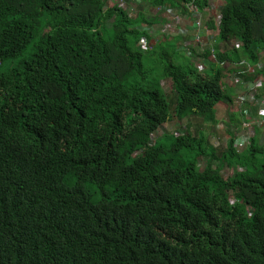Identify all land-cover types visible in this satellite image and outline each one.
I'll return each mask as SVG.
<instances>
[{
	"label": "trees",
	"instance_id": "obj_1",
	"mask_svg": "<svg viewBox=\"0 0 264 264\" xmlns=\"http://www.w3.org/2000/svg\"><path fill=\"white\" fill-rule=\"evenodd\" d=\"M131 1L148 12L0 0V264H264L263 135L238 133L255 105L228 114L221 152L189 128L156 135L170 116L217 125L227 72L263 96L264 0H221L218 26L212 0ZM189 6L219 31L203 69L184 37L146 33Z\"/></svg>",
	"mask_w": 264,
	"mask_h": 264
},
{
	"label": "rangeland",
	"instance_id": "obj_2",
	"mask_svg": "<svg viewBox=\"0 0 264 264\" xmlns=\"http://www.w3.org/2000/svg\"><path fill=\"white\" fill-rule=\"evenodd\" d=\"M220 3H222V1L220 0H212L211 2V6H210V10L211 12L209 13V16L206 15L204 17V20H209L211 18V13L213 14L214 11H216L218 8V6H220ZM120 5L124 6V8H126L129 12L134 9V12L132 13V17H135V12H137L138 10H143L145 12L146 11V7L144 4H137V2L134 1H123V0H105V6L107 8H111L113 5ZM218 11V10H217ZM153 13V12H151ZM164 13V14H163ZM161 14L162 17H164V22L163 23H159V24H153L151 25V27L146 28V33L151 37V44L155 45L157 43L158 40H162V37H173L176 35L179 36H184V40H188V42H186L185 44L183 43L181 46V50L182 53L185 54V56L190 57L192 53H196L198 54V57H194L192 58V62H194L196 64L197 67H201L203 66V58L200 57L199 55H201L203 53V48L201 47H197L194 42L191 43L190 42V38L189 35L191 36V38L194 39V41H197L198 39L203 41L204 38V46L207 44V39L209 37V39L213 42L215 40L216 35L218 34V31L216 32H205L204 30L202 31L201 25L200 26H195L194 23L191 22V20H188L184 14H179L178 16H176L177 19L179 20H174V24H176L173 29H171V24L170 22L173 20L171 19L172 16L170 14H167L166 12H163ZM201 17V16H199ZM202 20V17H201ZM204 22V21H202ZM111 23V20H108L107 22V26H109ZM216 25V23H215ZM142 28V27H140ZM201 29V30H200ZM199 30L200 33L199 34ZM192 31V33H191ZM193 31H197V33L195 34ZM195 35V37H194ZM162 36V37H161ZM153 38V39H152ZM156 40V41H155ZM190 43V45L188 44ZM151 45V46H152ZM195 48V49H193ZM193 50V52H192ZM181 56V55H180ZM226 68H234V66L231 65H227ZM227 71H229L227 69ZM225 71V72H227ZM226 80H225V86L227 89H231L233 91H235V94L229 92V97L231 98V104L228 107L222 106L221 109H219V115L217 117V120H219V123L217 125H212L209 122H205L202 117L200 116H191L189 118H185L184 120H179L178 118H173V116H170V118H168L167 123L163 124L162 126H160V128L158 129V131L156 132V135H160L163 132H173L176 135L182 134L185 129L189 128L190 132L192 133V135L194 136H200V135H207V139L211 142V144H214L216 146V148L219 150V152H221L223 149H225L226 143L229 140V132L227 131L228 129V125L226 124L228 122V114L230 113H237L239 111V107L242 106L240 105L241 102L244 101V96L245 94L248 92L249 86H247V84H244L243 86L240 85H235L234 82V78H235V74L234 73H230L227 72L226 74ZM253 84H255L256 88H263V84H262V79L260 76H257L255 79L252 80V82L250 83V86H252ZM232 86V87H231ZM160 87L163 90V92L165 94L170 93L171 91V82L168 79H163L160 82ZM241 87L243 89H241ZM227 92V91H226ZM234 95V96H231ZM250 100V99H248ZM251 103L253 101H250ZM255 105V108L258 106V104L253 103ZM253 107V106H252ZM228 108V109H226ZM255 108H251L249 110H253ZM249 115H247L245 118H243V121L241 120V117H238V121L241 124L242 123V128L238 133L239 135H243V133L245 135H247L248 133L253 131V127L254 125L256 127H258L261 131H262V137L260 140V145L264 144V127L263 126H259L256 123H252L254 120H256L259 116L256 117V115L252 118L248 117ZM229 130L233 131L234 127L229 124ZM245 127L249 128V129H245ZM251 127V130H250ZM255 128V127H254ZM239 149H241L240 147H238ZM201 166H204V162L201 161ZM235 171H240V169L238 168H229V169H225V171H223V176L225 177V179H227L228 177H230L231 175H233L235 173ZM231 195V193H229Z\"/></svg>",
	"mask_w": 264,
	"mask_h": 264
},
{
	"label": "built area",
	"instance_id": "obj_3",
	"mask_svg": "<svg viewBox=\"0 0 264 264\" xmlns=\"http://www.w3.org/2000/svg\"><path fill=\"white\" fill-rule=\"evenodd\" d=\"M218 9V11L216 10V11H214L213 12V16H214V20H215V23H216V26H218V24H219V21H220V14H218L219 12H220V10H221V8H222V6H218L217 7ZM189 10L191 11V12H198L197 11V9H196V7L195 6H189ZM178 16V15H177ZM189 17V16H188ZM188 19H190V20H192L190 17L188 18ZM174 20H179V19H177L176 18V16L175 17H173V20L170 22V24H171V29H173L174 27H176L175 25L176 24H174ZM194 22H195V24L197 25V26H200L201 25V19L200 18H195L194 19ZM176 23V22H175ZM174 26V27H173ZM197 42H199V45L201 46V47H203V50H204V48H206L207 46H204V43L203 42H201V40H197ZM245 63V62H244ZM243 62H241V64H244ZM200 69H203L204 68V66H201V67H199ZM254 71V67L253 66H250V65H247L246 66V70H245V72L246 73H251V72H253ZM235 80H234V82H235V85L234 86H236L237 85V83L239 84V77H237V76H235V78H234ZM260 87H261V85H260ZM258 90H259V88H256L255 87V84H253L252 86H250L249 87V89H248V92H250L251 91V93L249 94V95H247V94H245V95H247V96H244L243 98H244V102H247V103H250L251 104V102L250 101H253L252 102V104L253 103H255L256 102V104H258V106H259V108H260V110H261V113H262V111L264 110V95L263 96H260V98L259 99H253L252 98V94H258ZM248 99H250V100H248ZM242 103V102H241ZM252 123H256L257 125H259V126H263L264 127V114H262V115H260L256 120H254ZM245 128H247V127H245ZM248 129V128H247ZM247 137H245V139H246ZM247 140V139H246ZM264 145V144H263ZM238 147H240V148H242L243 147V145L241 144V143H238L237 144V148ZM250 208H247V213H248V215L250 216Z\"/></svg>",
	"mask_w": 264,
	"mask_h": 264
},
{
	"label": "crops",
	"instance_id": "obj_4",
	"mask_svg": "<svg viewBox=\"0 0 264 264\" xmlns=\"http://www.w3.org/2000/svg\"><path fill=\"white\" fill-rule=\"evenodd\" d=\"M219 1H220V0H219ZM221 4H223V3H221ZM189 17H191V16H189ZM189 17H187V18H189ZM188 20H190V19H188ZM191 22L195 24L194 19H192ZM202 27H203L202 31H203V30H204L205 32H210V31H211V30L206 29V26H202ZM212 32H215V31H212ZM194 33L196 34L197 31H194ZM176 36H179V35H176ZM161 37H162V36H161ZM181 37L183 38L184 36H181ZM194 37H195V35H194ZM162 38H163V37H162ZM188 38H190V42H191V43L194 42V44H195L194 39L191 38L190 35H189ZM215 38H217V35H216ZM152 39H153V38H152ZM167 39H168V38H167ZM183 40H184V38H183ZM201 40H202V39H201ZM155 41H156V40H155ZM185 41H186V40H185ZM209 41H210V39H209V37H208V39H207V44H208ZM202 42L204 43V38H203V41H202ZM182 44H183V43L180 42V45H182ZM188 44L190 45V43H188ZM195 45L198 47V44H197V43H196ZM205 46H206V45H205ZM207 65H208V64H207ZM207 65H206V66H207ZM257 65H258V66H262V64H260V63H258ZM257 65H256V66H257ZM237 77H238V76H237ZM250 83H251V82H250ZM250 83H249V84L247 83V86L250 87ZM244 84H246V83L243 82V80H242L241 78H239V84L237 83V85L243 86ZM241 89H243V88L241 87ZM230 92L233 93V94H235V91H233V90H231V89H230ZM259 94H260V95H262V94L264 95V92H259ZM231 96H234V95L231 94ZM251 108H252V107H248V108L246 109V111L243 112V115H244V116H245V115H249L248 117H249V118H252L253 116L249 114V112H250L249 109H251ZM254 114L256 115V117H257V116H260V115L264 114V110H263L262 113H261L260 108H258V109L255 110ZM253 130H254V129H253ZM261 134H262V131H261Z\"/></svg>",
	"mask_w": 264,
	"mask_h": 264
},
{
	"label": "clouds",
	"instance_id": "obj_5",
	"mask_svg": "<svg viewBox=\"0 0 264 264\" xmlns=\"http://www.w3.org/2000/svg\"><path fill=\"white\" fill-rule=\"evenodd\" d=\"M217 1H219V0H217ZM220 2V1H219ZM223 3V2H222ZM220 6H222V4L220 3ZM190 11V10H189ZM190 13L192 14V15H190L189 13L188 14H184L185 15V17L187 18L188 16H191L190 18L191 19H195V18H200L201 19V14H199V12H191L190 11ZM182 14V13H181ZM179 15V14H178ZM199 16H201V17H199ZM188 19V18H187ZM195 26H196V24H195ZM201 28L203 29V27H202V20H201ZM218 28V27H217ZM201 30V29H200ZM200 30H199V34H201L200 33ZM216 31H218V29L217 30H215V32ZM218 33H219V31H218ZM217 36H218V34H217ZM216 39V38H215ZM201 42H202V40H201ZM214 42H215V40H214ZM195 43H197L198 44V46L201 48V46L199 45V42H197V41H195ZM203 48V47H202ZM263 54V53H262ZM261 54V55H262ZM247 115H245L243 118H245ZM245 129H247V128H245ZM249 129V128H248ZM250 130H251V127H250ZM241 137H243V138H245V137H247L246 139H249V137H250V133H248L247 135H243V136H241ZM236 150L237 151H240V149L239 148H237V146H236ZM235 203V200L233 199V198H230L229 199V205H233ZM247 208H249V207H246L245 208V211H246V214H247V218H250L251 217V215H252V210H250V216L248 215V213H247Z\"/></svg>",
	"mask_w": 264,
	"mask_h": 264
},
{
	"label": "bare ground",
	"instance_id": "obj_6",
	"mask_svg": "<svg viewBox=\"0 0 264 264\" xmlns=\"http://www.w3.org/2000/svg\"><path fill=\"white\" fill-rule=\"evenodd\" d=\"M247 64V63H246ZM242 65V64H241ZM246 68V67H245ZM247 79H248V77H247Z\"/></svg>",
	"mask_w": 264,
	"mask_h": 264
}]
</instances>
